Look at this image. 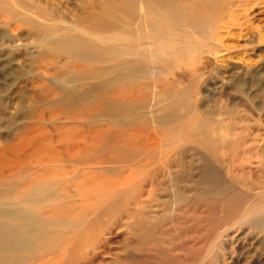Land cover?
Wrapping results in <instances>:
<instances>
[{
    "label": "rangeland",
    "instance_id": "rangeland-1",
    "mask_svg": "<svg viewBox=\"0 0 264 264\" xmlns=\"http://www.w3.org/2000/svg\"><path fill=\"white\" fill-rule=\"evenodd\" d=\"M113 1L124 6L125 0ZM3 2L5 8L0 5V152L9 156L21 144L28 143V152L22 158L27 156L31 164L22 166L20 159H14L6 167L0 164V169L10 174L11 180L24 179L34 170L32 164L36 160L29 157L31 152L49 155L54 149L67 150L77 144L82 150L79 153L86 158L84 168L87 166L89 171L83 185L99 188V222L93 226L94 234L91 237L87 233L86 243L81 239L78 246L72 247L74 255L63 256L55 264H264L262 3L242 10L241 5L252 1L238 0L235 10L226 14L225 23L204 15L193 16L185 27L196 32L187 34L186 47L178 52L174 46L169 54L166 50L161 53V60L171 59L163 68L159 67L160 63L148 62L150 77L144 84L153 85L152 78H159L160 86L156 88L170 89L178 95V107L192 109L188 118L177 122L178 142L173 145L174 139L165 137L167 130L164 132L155 121H150L149 126L119 127V122L130 120L129 114H124L122 119L100 116L101 112L97 116L93 114L113 100H130L135 94L154 92L127 84L100 86L115 74V60L119 57L137 62V58L127 55L130 52L115 54L111 47L135 43L126 34L113 30H87L85 27H91L96 16L81 17L82 21L79 17L83 9L99 10V20L125 26L127 15L115 11L122 10L121 7H110L106 0ZM103 10H107L105 15ZM26 18L64 27L65 31L77 27L87 38L99 36V42L103 40L101 37H111V51L98 64H84L67 55L43 54L45 37L40 33L43 28L32 25ZM219 34L223 35L222 41ZM140 60L143 61L142 57ZM95 66L115 67L99 78L98 99L93 96L90 103H81L77 98L75 107L67 104V100L52 103L65 94L66 88H85L84 91L90 92L93 80L86 78L85 72L94 70ZM75 95L78 93H74L73 100ZM164 103H159L157 108L161 109ZM202 131L217 143L214 152L196 145V134ZM151 134L165 144L162 147L157 143L158 159L133 173L131 182L121 184L122 177L130 172H115L116 164L109 162L117 154L110 147L127 146L130 137L142 140ZM37 142L42 146L36 151ZM167 158L172 166L165 164ZM117 188L128 192L112 209H105L100 195L105 203L106 198L111 199L107 191ZM75 198L81 200L79 196ZM83 208L94 212L96 205L86 202Z\"/></svg>",
    "mask_w": 264,
    "mask_h": 264
},
{
    "label": "bare ground",
    "instance_id": "bare-ground-1",
    "mask_svg": "<svg viewBox=\"0 0 264 264\" xmlns=\"http://www.w3.org/2000/svg\"><path fill=\"white\" fill-rule=\"evenodd\" d=\"M251 1L241 5L242 10L252 8L257 3H262L264 9V0ZM107 2H109L110 7L122 8V10L115 11L116 13L118 11L127 15L128 20L125 26L116 25L111 21L99 20V10L88 11L83 9L79 18L82 17L84 19L85 17L96 16L90 25L91 27H85L87 30H113L114 33H123L128 38L133 39L136 46L133 43L128 46L117 45L115 42L111 49L115 54L125 52L123 53L124 55L130 52L127 55L137 58L135 59L137 62L119 57V59L115 60V74L110 79L100 83V86L108 87L113 84H127L131 87L140 86L145 89H154V92H150L153 95L135 94L130 100H113L111 104L100 111L97 109L93 114L97 116L101 112L100 116L121 117V119L124 114H129L130 120L119 122V127L137 124L149 126L150 121H155L164 132L167 130L165 137L170 136L174 139L171 143L173 145L174 143L177 144V122L188 118L192 109L190 107L189 109L178 107L176 99L178 95L170 89L163 88L161 90L156 88L158 85L160 86L159 78H152V81L155 80L153 85L151 83L144 84L143 81L150 77L148 76V65L152 61L153 63H160L159 67L163 68L162 65L170 63L171 59L162 58L161 60V53L166 50V53L169 54L170 49L174 46L177 47L176 50L178 52L182 51L183 47H186L185 42L187 40L185 37H188L187 34L190 31H193L192 33L196 32V29L185 27L193 16L202 17L204 15L208 19L214 18V20L218 19L219 22L223 21L225 23L226 14H229V10H235L233 8L238 5V0H125L123 1L124 6H118L113 0H106ZM3 4V0H0V5L5 8V4ZM126 8L128 10H124ZM105 11L103 10L104 15L106 14ZM231 15L235 17L234 13H231ZM117 19L121 21V17ZM26 20L38 28H43L40 32L41 36L45 37L43 40V54L67 55L74 58V61H80L84 64H98L105 61L106 53L111 51V45H109L113 41L110 40L111 37H101L103 40L99 42V36L87 38L82 34L81 29L77 27L66 28L65 31L64 27L57 28L50 23H41L42 21L40 22V20L32 18H26ZM222 36V34H219V37L217 36L219 41H222ZM118 38L120 37L118 36ZM104 54L106 55L103 57ZM141 57L143 61H139ZM107 59L109 60V58ZM114 66L112 68L115 69ZM93 68L94 70L85 72L88 73L86 78L93 80L90 92L84 91L85 88L78 90L77 88H66L64 89L65 94L62 95L63 98L61 97L58 101H52V103L61 104L67 100V104L75 107L77 98L82 101L81 103H90L93 96L98 99V80L112 68L103 67L99 69L98 66ZM74 93H78V96L75 95L73 100ZM105 94L106 92L103 95L106 96ZM163 101H165L163 107L158 109L157 105ZM190 120L193 121L191 118ZM151 135L142 140L132 136L127 146L118 145L117 147H112V144L110 145L111 147L109 146L112 148V152L117 154L114 161L109 162L113 165L116 164L115 172H119V174L125 173L126 170L130 172L127 176L122 177L121 184L131 182L133 173L145 169L154 160L158 159L157 143L159 142L162 147L165 144L157 136ZM196 135L198 136V139L195 140L196 145L207 152H214L217 143L206 132L202 131ZM27 144L17 146L20 149L9 156H5V153L0 152L1 166L6 167L14 159H20V164L24 166L28 162L27 156L22 158L28 152L27 147L29 144ZM40 144L38 142L35 143V147H38L34 150L37 151L42 146ZM62 148L60 150L54 149L49 155H47L48 152H46L47 154L38 153V151L37 153L35 151L31 152L33 154L30 153L29 157L33 156L36 160L32 164L34 170L32 174L29 173L30 176H27L29 175L27 174L24 179L20 177L21 180L20 178L11 180L9 179L10 174L6 175L3 168L2 170L0 169V264H55V262L63 259V256L67 255L70 257V255H74V248L72 249L74 244L78 246L82 242L81 239L84 240L88 234L91 237L94 234L95 228L93 226L99 222V188L83 185L85 183L83 178L88 171L86 169L88 167L84 168L86 158L79 153L82 151L80 146L73 144L67 150ZM73 149L77 150L76 153L73 152ZM103 150H106V147ZM160 156L163 157L162 152H160ZM170 162V158L165 160L167 166L170 165ZM113 165L110 166L114 167ZM11 173L14 174L13 171ZM169 174L174 177V173L171 171ZM126 191L124 188L107 191L110 195L106 193L105 196H111V199L106 198L107 202L105 203V198L100 195L104 208L112 209L116 205V201L122 198L121 196H124ZM77 196L81 197L80 201L75 198ZM86 202L96 205L94 212L83 208V204ZM86 220H89L87 224L84 223Z\"/></svg>",
    "mask_w": 264,
    "mask_h": 264
}]
</instances>
